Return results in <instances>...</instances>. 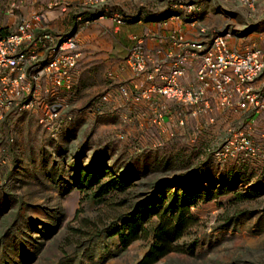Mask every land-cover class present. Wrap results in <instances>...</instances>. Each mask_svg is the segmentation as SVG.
<instances>
[{
    "label": "rangeland",
    "instance_id": "rangeland-1",
    "mask_svg": "<svg viewBox=\"0 0 264 264\" xmlns=\"http://www.w3.org/2000/svg\"><path fill=\"white\" fill-rule=\"evenodd\" d=\"M155 4L148 0L150 12ZM254 5L240 7L224 30L264 50V11ZM85 62L83 77L75 75L72 89L57 97L63 128L56 137L38 124L39 106L8 114L0 123V264L138 262L149 240L121 249L116 235H97L126 206L87 197L78 203L83 195L72 167L88 164L135 179L130 200L143 198L148 180L179 189L187 180L197 192L191 211L198 225L178 241L184 249L194 243V254L172 252L155 264H264V109L228 111L218 124L193 131L187 125L193 116L179 114L183 125L175 122L162 131L126 107L112 109L113 97L99 100L107 89L93 80L104 81L108 73ZM254 90L263 93L264 87ZM55 99L45 95L38 104ZM238 132L256 152L236 150L235 157L218 159L215 153L226 140L238 147Z\"/></svg>",
    "mask_w": 264,
    "mask_h": 264
},
{
    "label": "built area",
    "instance_id": "built-area-1",
    "mask_svg": "<svg viewBox=\"0 0 264 264\" xmlns=\"http://www.w3.org/2000/svg\"><path fill=\"white\" fill-rule=\"evenodd\" d=\"M8 1L12 9L15 0ZM234 1L251 7L260 0ZM57 4L58 0H50L46 7ZM191 9L192 6L187 7L188 11ZM112 17L115 24L123 23L122 17ZM188 20L195 26L194 15L191 14ZM44 22L42 13L34 11L28 18L17 21L13 30L0 34V123L8 114L39 106L37 122L50 136H54L62 111L57 97L60 92H68L73 87L81 54L80 38L76 30L66 35H55ZM76 22L82 29L88 27L92 20L77 16ZM198 32L205 33V28L199 26ZM229 37L228 29L213 32L200 41L188 40L181 32H174L170 41L177 50L169 60L167 72H163L162 63L151 71L147 70V55L142 39L132 35L125 65L130 71L129 82L133 86L130 89L125 84L120 85L119 95L134 102L143 99L150 101L153 96L161 97L163 102L151 104L148 116V123L159 129L168 110V101L192 107L189 111L191 116H199L207 111L211 107L210 102L220 109L260 112L264 109V92L255 91L252 82L264 75V50L255 45L238 50L229 44ZM188 59L199 61L196 67L198 82L191 88L180 82ZM155 78L159 80L158 83L153 82ZM45 95L56 99L49 104H38V99ZM99 100L107 101V95H101ZM176 123L182 126L183 118L179 117ZM238 133V147L232 149V141L226 140L215 153L218 159L235 157L236 150L245 151L248 155L256 152L250 140ZM7 140L12 142L13 139L8 137Z\"/></svg>",
    "mask_w": 264,
    "mask_h": 264
},
{
    "label": "crops",
    "instance_id": "crops-1",
    "mask_svg": "<svg viewBox=\"0 0 264 264\" xmlns=\"http://www.w3.org/2000/svg\"><path fill=\"white\" fill-rule=\"evenodd\" d=\"M49 1L15 0V6L10 9L8 0H0L2 27L9 32L13 30L17 21L28 18L31 12L38 11L42 13L47 29L53 34L66 35L78 31L81 54L76 67L77 78L80 74V77H83L84 62L90 59L92 66L100 68L99 73L103 71L108 73L104 81L100 77L93 81L107 89V98H114L112 109L124 112L126 107V111L134 112L135 117H141L147 123L151 104L162 103L163 99L153 96L150 101L143 99L134 102L123 99L118 92V87L122 84L129 86L130 89L133 86L129 82L130 71L125 65V57L132 44V35L142 39L144 52L147 55V70L151 71L158 63H162V71L167 72L169 60L174 57L177 50L170 41V36L174 32H181L188 40H203L213 32L226 28L227 19L237 18L240 14L239 8L243 6L234 0H153L156 3V11L150 12L146 5L148 0H58L57 5L46 7ZM255 5L259 13L264 11V0H260ZM190 6L192 9L188 11L187 7ZM191 14L195 16V26L188 20ZM113 15L122 17L123 23L115 24ZM77 16L89 18L92 22L88 27L81 29L76 22ZM199 26L205 28V33L198 32ZM228 29L230 31V28ZM237 35L238 33L230 35L228 39L233 48L244 50L253 46L254 43L249 44L250 42L246 41L248 39ZM198 64L197 59H188L185 62L180 77V82L185 87L191 88L198 82L196 77ZM153 82L158 83L159 80L155 78ZM262 85L264 87V75L252 82L254 89H259ZM210 105L211 107L198 117H190L192 119H189L190 124L187 125L191 131L193 128H203L207 123L218 124L224 120V115L228 111L237 112L232 109L224 112V109L217 108L212 102ZM167 106L168 110L160 128L162 131L169 129L176 122L177 115L189 114L192 108L183 107L173 101H168ZM172 113L176 114V120L168 115Z\"/></svg>",
    "mask_w": 264,
    "mask_h": 264
},
{
    "label": "trees",
    "instance_id": "trees-1",
    "mask_svg": "<svg viewBox=\"0 0 264 264\" xmlns=\"http://www.w3.org/2000/svg\"><path fill=\"white\" fill-rule=\"evenodd\" d=\"M6 33L8 31L1 27L0 34ZM57 125L58 128L51 137H56L61 132V120ZM72 173L76 189L83 195L78 203H81L83 197H87L97 200L96 202L113 200V205L117 207L126 206L108 224L101 227L97 235H116L121 249L137 240H149L147 249L136 264H155L172 252L194 254V243L185 249L178 245V241L199 222L191 211L197 201V192L187 180L181 183L180 189L161 181L148 180L146 182L149 189L143 198L130 200L129 193L135 186V179L121 178L93 164L74 165ZM77 211L79 207L76 214Z\"/></svg>",
    "mask_w": 264,
    "mask_h": 264
}]
</instances>
